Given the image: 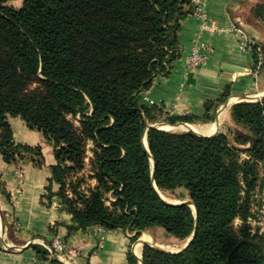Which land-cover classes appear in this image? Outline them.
I'll use <instances>...</instances> for the list:
<instances>
[{
  "label": "trees",
  "instance_id": "trees-1",
  "mask_svg": "<svg viewBox=\"0 0 264 264\" xmlns=\"http://www.w3.org/2000/svg\"><path fill=\"white\" fill-rule=\"evenodd\" d=\"M194 11L193 0H23L20 8L0 0V154L9 164H45L40 146L15 142L10 117L44 135L56 157L50 182L60 185L74 230H129L138 240L162 228L181 242L195 234L178 253L145 245L142 264H264V233L251 225L264 191V98L231 108L233 143L224 133L149 128L211 121L230 95L208 101L203 117L143 102L180 58V32ZM254 50L264 67V48ZM89 142L93 186L80 176ZM155 186L185 189L198 215L165 202ZM128 264H139L131 251Z\"/></svg>",
  "mask_w": 264,
  "mask_h": 264
},
{
  "label": "crops",
  "instance_id": "crops-1",
  "mask_svg": "<svg viewBox=\"0 0 264 264\" xmlns=\"http://www.w3.org/2000/svg\"><path fill=\"white\" fill-rule=\"evenodd\" d=\"M5 1L15 8L23 4V0ZM194 6H202L209 22L216 26L215 30L201 34L200 41L207 52L205 63L194 71L186 67L201 25L195 9L183 22L180 58L173 63L170 74L156 77L141 97L146 105L163 107L172 116L203 117L206 103L219 100L229 89L228 99L211 112L213 120L192 124L213 125L215 132L206 136L228 134L236 129L231 108L244 100L257 102L264 97V70L257 71L259 63L254 50L264 48V0H197ZM244 39L248 40L250 49H242ZM9 121L15 142L40 146L45 164L42 167L30 162L9 164L0 154V264H55L54 259L62 264H128L130 251L142 259L136 246L141 242L143 252L142 237L147 233L151 236L150 231L134 240L135 233L129 230L108 231L97 226L73 229L72 215L57 195L61 187L50 182L51 168L56 164L53 145L21 118L10 117ZM259 197L261 203L256 207L258 217L253 225L264 233V191ZM55 238L65 243V255L40 259L35 246L48 250Z\"/></svg>",
  "mask_w": 264,
  "mask_h": 264
},
{
  "label": "rangeland",
  "instance_id": "rangeland-1",
  "mask_svg": "<svg viewBox=\"0 0 264 264\" xmlns=\"http://www.w3.org/2000/svg\"><path fill=\"white\" fill-rule=\"evenodd\" d=\"M6 4H7V2H6ZM260 49H262V48L260 47ZM262 68L264 70V67H263V64H262V61H261L259 63V65L256 66V69H257V71H260ZM243 102H247V101L244 100ZM248 102H250V101H248ZM77 118H78L77 120L80 119V117H77ZM197 123H199V122H197ZM201 123H203V121ZM186 124H191V123H186ZM149 125H154L156 127H158V126L160 127V125H169V124H166V122H159V123H154V124L153 123H150ZM171 126H175V125H171ZM236 129H233V130H231L228 133V135L230 137V140H231V143H233L234 132L237 131ZM171 132H184V131H178V130H175L174 131V130H172ZM93 150H94V145H93V143L89 142L88 145H87L86 168L80 174L81 177L88 179L87 182H86L87 186H93L94 184H96V181L95 180L89 179V176H90V161H91V159L93 157ZM87 186H85L84 188H87ZM164 195L167 196V198H168V200H166V201L167 202H170V203H173V204H177V203H180V202H185L187 200L188 201H191L190 200V197L188 195V192L185 189H178V190H176L174 192H165ZM259 199H260V197H259V193H258L257 196L254 199L255 201H254V207H253V210L255 212V218L251 220V225L253 226V228H254V225H253L254 220L257 219V217H258L257 216L258 215V210L256 209V207L258 206V204L260 202ZM239 223L240 222L237 221L236 225H239ZM254 230H256V228H254ZM149 231L151 232V237L153 239V241L150 242L149 244H152L154 246L163 248V249L168 250V251H171V250L172 251H178L186 243V242L178 241V240H176V239H174L172 237H168L164 233V230L162 228H158V229H154V230H149Z\"/></svg>",
  "mask_w": 264,
  "mask_h": 264
},
{
  "label": "built area",
  "instance_id": "built-area-1",
  "mask_svg": "<svg viewBox=\"0 0 264 264\" xmlns=\"http://www.w3.org/2000/svg\"><path fill=\"white\" fill-rule=\"evenodd\" d=\"M195 2H197V0H193L194 4ZM195 9H196L195 15L197 16V18L201 20V25L199 28L200 29L199 34L196 36L195 40L193 41L191 53L186 61V67L189 71H194L199 69L207 59L206 46L200 41L201 34L206 30L210 31L216 29V26L209 22L207 12L202 6H197ZM241 44L243 50H247L251 48L248 40L244 39ZM144 100H147V98L144 97ZM111 200L113 199L111 198ZM66 250H67L66 245L60 238H55L52 241L51 245L48 247V251L50 252L51 257L54 258H62L65 255Z\"/></svg>",
  "mask_w": 264,
  "mask_h": 264
},
{
  "label": "bare ground",
  "instance_id": "bare-ground-1",
  "mask_svg": "<svg viewBox=\"0 0 264 264\" xmlns=\"http://www.w3.org/2000/svg\"><path fill=\"white\" fill-rule=\"evenodd\" d=\"M161 128H163L164 130H167V131H172V130H174V131L175 130L186 131V130H188V128H192L197 133L203 134V135H210V134H213L215 132V128H214L213 125L212 126H200V127H198V126H194L192 124H181V125H179L177 127L165 125V126H163ZM144 142L148 146V142H147V138L146 137L144 138ZM159 193H160V195L162 196L163 199L168 200L167 196L164 195L165 192L163 193V191H161L159 189ZM192 209L193 210L195 209L193 205H192ZM152 241H153V239H152L151 236L148 235V233L145 234L144 237H142V242H152ZM136 252H137L138 256H141V253H142V243L141 242L136 246Z\"/></svg>",
  "mask_w": 264,
  "mask_h": 264
},
{
  "label": "water",
  "instance_id": "water-1",
  "mask_svg": "<svg viewBox=\"0 0 264 264\" xmlns=\"http://www.w3.org/2000/svg\"><path fill=\"white\" fill-rule=\"evenodd\" d=\"M264 98V97H263ZM181 124H186V123H177V124H175V126H179V125H181ZM163 126H165V125H160V127L158 126V128H160L161 130H164L163 128H161V127H163ZM169 126H171V125H169ZM150 127H156V126H154V125H150L149 126V128ZM165 131H167V130H165ZM188 131H191V132H194L195 134H197V135H199V136H206V135H203V134H199V133H197L195 130H193L192 128H188ZM212 136V135H211ZM147 138V133L145 134V136H144V138ZM143 143H144V146H145V148H146V150L149 152V148H148V146L145 144V142H144V140H143ZM154 169H155V165H154V163H153V175H154ZM155 189H156V191L158 192V194L160 195V193H159V189L155 186ZM160 197L162 198V196L160 195ZM163 199V198H162ZM164 200V199H163ZM165 202H167L166 200H164ZM168 204H172V205H177V204H184V205H188V206H190L191 208H192V205L194 206V214H195V216H197L198 215V211H197V209H196V207H195V205L193 204V202L192 201H185V202H180V203H177V204H173V203H170V202H167ZM194 235L195 234H193L189 239H188V241L186 242V244L181 248V249H179L178 251H168V250H165V249H163V248H160V247H157V246H154V245H152V244H149V243H146V242H144L143 243V245L145 246V245H150V246H152V247H154L155 249H157V250H159V251H162V252H169V253H178V252H181V251H183V250H185L189 245H190V243L192 242V240H193V238H194ZM136 258L138 259V261H139V264H142V259H140L139 260V258L136 256Z\"/></svg>",
  "mask_w": 264,
  "mask_h": 264
}]
</instances>
